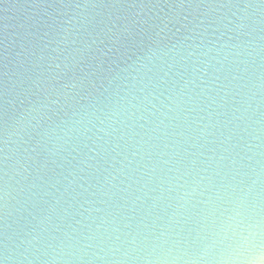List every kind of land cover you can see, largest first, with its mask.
<instances>
[{
	"label": "clouds",
	"instance_id": "9594fccd",
	"mask_svg": "<svg viewBox=\"0 0 264 264\" xmlns=\"http://www.w3.org/2000/svg\"><path fill=\"white\" fill-rule=\"evenodd\" d=\"M26 7L0 40V264H264V0Z\"/></svg>",
	"mask_w": 264,
	"mask_h": 264
},
{
	"label": "water",
	"instance_id": "95a60500",
	"mask_svg": "<svg viewBox=\"0 0 264 264\" xmlns=\"http://www.w3.org/2000/svg\"><path fill=\"white\" fill-rule=\"evenodd\" d=\"M41 2L43 0H0V40L3 39L6 25L19 23L26 13L33 11L32 8L26 6Z\"/></svg>",
	"mask_w": 264,
	"mask_h": 264
}]
</instances>
